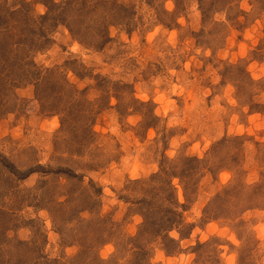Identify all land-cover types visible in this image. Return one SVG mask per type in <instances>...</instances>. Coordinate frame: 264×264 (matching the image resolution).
<instances>
[{
  "label": "rangeland",
  "instance_id": "1",
  "mask_svg": "<svg viewBox=\"0 0 264 264\" xmlns=\"http://www.w3.org/2000/svg\"><path fill=\"white\" fill-rule=\"evenodd\" d=\"M0 264H264V0H0Z\"/></svg>",
  "mask_w": 264,
  "mask_h": 264
}]
</instances>
